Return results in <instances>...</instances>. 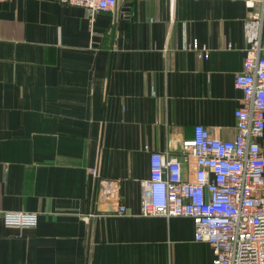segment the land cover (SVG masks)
<instances>
[{
  "label": "crops",
  "instance_id": "obj_1",
  "mask_svg": "<svg viewBox=\"0 0 264 264\" xmlns=\"http://www.w3.org/2000/svg\"><path fill=\"white\" fill-rule=\"evenodd\" d=\"M252 12L118 0L91 20L60 0L0 2V213L38 214L0 216V264H213L190 216L142 215L143 182L151 153L181 152L198 124L234 138Z\"/></svg>",
  "mask_w": 264,
  "mask_h": 264
},
{
  "label": "built area",
  "instance_id": "obj_2",
  "mask_svg": "<svg viewBox=\"0 0 264 264\" xmlns=\"http://www.w3.org/2000/svg\"><path fill=\"white\" fill-rule=\"evenodd\" d=\"M244 1L253 12L245 23L243 69L235 75L242 97L234 138L214 136L198 124L194 137L181 142V152L151 153L150 176L143 182L142 215L190 216L195 239L213 249V264H264V0ZM60 2L82 7L92 20L98 12L113 11L118 0ZM186 47L208 57L206 46ZM0 216L7 225L38 223V214L29 211Z\"/></svg>",
  "mask_w": 264,
  "mask_h": 264
}]
</instances>
